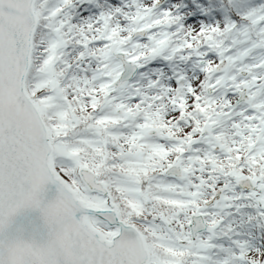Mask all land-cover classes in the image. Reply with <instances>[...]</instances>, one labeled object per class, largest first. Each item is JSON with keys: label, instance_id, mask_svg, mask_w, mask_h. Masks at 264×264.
Masks as SVG:
<instances>
[{"label": "snow or ice", "instance_id": "obj_1", "mask_svg": "<svg viewBox=\"0 0 264 264\" xmlns=\"http://www.w3.org/2000/svg\"><path fill=\"white\" fill-rule=\"evenodd\" d=\"M158 3L125 13L130 26L121 27L104 13L73 23L75 0H0V264H264V248L213 243L224 217L209 211L241 198L216 200L220 176L258 187L264 205V4L209 24L206 13L170 9L153 19ZM173 24L176 33L191 27L172 54L205 47L198 55H214L201 68L205 80L188 84L187 99L169 97L171 114L162 103L168 89L150 99L137 89L140 99L128 102L114 95L123 70L113 57L143 67L176 35L152 30ZM234 30L242 39L226 44ZM136 33L148 43L129 51ZM73 43L80 61L97 60L91 78L69 74ZM217 88L225 93L219 102L201 94ZM229 91L246 95L247 106L235 111ZM225 119L231 134L216 131ZM201 141L210 150L186 155L199 153L193 145ZM218 247L223 255L214 258Z\"/></svg>", "mask_w": 264, "mask_h": 264}, {"label": "trees", "instance_id": "obj_2", "mask_svg": "<svg viewBox=\"0 0 264 264\" xmlns=\"http://www.w3.org/2000/svg\"><path fill=\"white\" fill-rule=\"evenodd\" d=\"M169 2H171V0L160 4L157 8L153 7L152 18L155 19L156 17H158L163 11L162 6H167ZM131 4L140 7L139 0H135V3L133 2V0H75L74 7L73 9L69 10V14L73 16L72 22L78 25L89 23L87 19H91L92 17H94L93 21H95L97 17L101 15V13L112 14V25H115L117 23L122 24L120 22H124L123 25L129 27L130 21L126 19L125 13L128 16H133L137 11L131 8ZM262 4H264V0H178L176 1L177 9L176 11H172V14L183 16L180 12L183 8H186L187 10V17L193 14L200 16L206 13L208 18L206 23L210 24L217 21L221 16L224 17L225 22H227L229 17L235 18V15L237 13L248 11L253 7H260ZM111 6H113L112 9ZM117 7L121 9L120 12H116ZM82 14H85L87 19H84V15ZM117 14H120L119 18L117 17ZM99 26V24L96 25V27ZM244 26L246 25L239 26L240 31L243 30ZM177 28H179V24H173L171 26L162 25L160 27L154 28L152 31L157 33L163 31L172 34L176 33ZM189 30L190 27L186 24L185 27L180 30V32L176 33V35L171 36V44L169 45V50L165 51L162 56H158L154 59H149L146 61H141L143 67L139 68L135 78L129 84H126L123 88H119L115 95H117L119 98L125 99L126 102H128L126 98L130 95H135L136 100L140 99V96L136 91L137 89H139V92L143 93L149 99L155 96H163L165 93L164 87L162 86V79L164 77V73L162 72L163 69H166L172 79L178 80L179 77H184V79L179 80V85L175 89V96L177 98L179 97L177 92L181 94L182 89L184 88L182 86V82L187 83V85L189 84L185 74L187 68H193V72H195V77L192 83H199L200 80H205L206 76L203 72H201V68L203 66L200 65L199 59L206 57H209V59H215L214 55L211 52L208 56L198 55V53H203L206 51L205 47H200L195 50L183 49L182 51H179L175 54L171 53V48L176 47L182 43L179 37L184 36V33L188 32ZM233 39L239 40L242 39V37L239 36V32H236L234 30L233 34H229L227 36L225 43H231ZM252 39H256L254 34H252ZM137 42L142 45L148 43L147 36L135 37L128 43L126 47H132V45ZM90 47L95 48L96 45H91ZM82 50L83 49L75 45V43H73L68 49H66L67 59L70 63L73 64V68L69 73L70 75L75 74L80 77H88L89 75H93L97 71L98 62L91 56H87L83 61H80L78 59L79 52ZM235 50L236 49L234 48L233 51ZM169 55H171V59H163V56ZM112 62L115 63L114 60ZM250 62L252 61H245V63ZM238 66L239 65H237V67ZM81 69H83V71H81ZM180 69L183 70V73L180 72ZM232 72H235V69H233ZM217 75L220 74L217 73ZM153 82L157 83L153 85ZM229 92L232 93L231 91ZM201 94L208 95L206 91H202ZM224 95V89L217 88L214 91V94L211 96L216 98L219 102L224 98ZM157 103H161V101H157L155 104ZM189 124H191V121H189ZM231 124V120H224L221 127L217 128L216 131L223 130L226 133L230 134V131L233 130L231 128ZM205 173L206 175H208L207 172ZM193 179H195V177H193ZM221 182L232 184L233 178L220 176L216 181V188L220 185ZM209 183H211V181H209ZM205 192L206 195L204 198L211 195L210 190L206 189ZM258 206L259 205H257L256 202H251L249 199H243V201L242 199H238L237 230L227 227L222 223L216 230V237L213 239V243L223 247L224 249H227L223 244L224 241L229 242L232 240H240L242 242H247L250 249L264 248V217H260V207L258 209ZM225 233H227V235H225ZM232 247L235 246L233 245ZM211 254L214 258H219L223 255V253L219 251V247L217 249H213Z\"/></svg>", "mask_w": 264, "mask_h": 264}, {"label": "rangeland", "instance_id": "obj_3", "mask_svg": "<svg viewBox=\"0 0 264 264\" xmlns=\"http://www.w3.org/2000/svg\"><path fill=\"white\" fill-rule=\"evenodd\" d=\"M175 1L176 0L171 1V3L169 5H167V6L166 5H163L162 6L163 10H165V9H170L172 11H173V9L175 10V6H176V4H175L176 2ZM147 4H148V0H140L139 1V6L140 7L141 6L143 7V6L147 5ZM160 4H161V1H159L158 5L155 8H157ZM112 7L113 6H111V9H112ZM131 8H133L134 10H137L138 6H134V4H131ZM180 12L182 13V15H184L183 17H187L188 13H187L186 8H183ZM82 15H84L83 16L84 19H87V17L85 16V14H82ZM117 15H118L117 17L119 18L120 17V14H117ZM93 20H94V17H92L91 19H87V21H89V22H93ZM120 23H122V24H120L121 27H127L126 25H123L124 22H120ZM189 27H191V26L189 25ZM139 36H141V35L140 34L137 35V37H139ZM128 49L131 51L132 50V47L130 46ZM189 76H191L190 79H189V81L192 83V80L194 78L193 72H189ZM165 83H166V87L168 89V91H167L168 96L166 98H164V100L162 101V103L166 106V111H168V113L171 114V108L174 109L175 106L172 105L171 103H169L168 98L169 97H172L174 87H172V82L168 78H165ZM186 93H187V90H185V94ZM169 110H170V112H169ZM193 154L194 153H187V155H193ZM197 154H199V153H197ZM204 176L207 177V175H204Z\"/></svg>", "mask_w": 264, "mask_h": 264}, {"label": "flooded vegetation", "instance_id": "obj_4", "mask_svg": "<svg viewBox=\"0 0 264 264\" xmlns=\"http://www.w3.org/2000/svg\"><path fill=\"white\" fill-rule=\"evenodd\" d=\"M126 102V101H125ZM157 102V101H156ZM155 102V103H156ZM158 104H160V103H157V105ZM168 112V111H167ZM169 112H170V110H169ZM173 112V109L171 108V113ZM193 147L194 148H198V149H200V152H199V155H203V153L205 152V151H208V150H210V145H208L207 143H205V142H203V141H201V143H199V144H196V145H193ZM216 150H217V148H216ZM194 154H197V153H194ZM187 155V154H186ZM174 177H171V176H169L168 177V179H173ZM223 185H224V183H223ZM236 188V187H235ZM234 191V190H233ZM233 191H231V190H229V189H225L223 192H222V194L221 195H226V196H228V195H230L231 193H233ZM235 192V194L236 195H234V197L235 196H237V188H236V191H234ZM253 192H255V191H253ZM256 193V192H255ZM211 196V195H210ZM209 196V197H210ZM209 197H207V198H209ZM221 197V196H220ZM227 203H231L233 206L231 207V208H226V207H224V208H222L221 207V209H219L218 211H214L213 210V208H209V211L210 212H215V213H218L220 216H223L224 217V219L225 220H227V221H229L230 223H234V221H235V225H236V227H237V201L236 202H228V201H223L222 202V204H227ZM201 235L203 236V237H207L208 236V234H204V233H201Z\"/></svg>", "mask_w": 264, "mask_h": 264}, {"label": "water", "instance_id": "obj_5", "mask_svg": "<svg viewBox=\"0 0 264 264\" xmlns=\"http://www.w3.org/2000/svg\"><path fill=\"white\" fill-rule=\"evenodd\" d=\"M137 34H141V33H137ZM114 57L121 62L122 70H123V74H122V76L120 78V81L116 85V87H117V86L123 85L124 82L129 81L135 75V73L137 72L138 67L136 65L127 63L126 58L123 57L122 55H116ZM208 90H210V89H208ZM246 99H247L246 95H241L239 93V98L237 99L236 103H238V102H240L242 100H246ZM237 186H239L243 190H251V189H253L255 187L250 182H241V184H239ZM212 202H214V201H212ZM203 231H205V230H203V229L200 230V232H203Z\"/></svg>", "mask_w": 264, "mask_h": 264}]
</instances>
